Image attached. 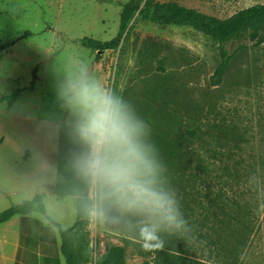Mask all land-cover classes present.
Masks as SVG:
<instances>
[{"label": "rangeland", "instance_id": "rangeland-1", "mask_svg": "<svg viewBox=\"0 0 264 264\" xmlns=\"http://www.w3.org/2000/svg\"><path fill=\"white\" fill-rule=\"evenodd\" d=\"M126 1L0 0V213L41 193L49 172L57 179L60 129H78L80 122L66 84L87 80L148 118L150 139L141 140H149L150 158L163 173L154 177L155 186L175 190L187 221L177 229L151 214L119 208L118 223L136 230L140 224L161 227L164 239L179 244L178 264H264V42L245 37L229 48L232 60L219 80L212 79L220 63L217 43L190 27L160 26L138 14L118 49L84 48L83 38L104 42L116 36ZM157 1L222 20L264 4ZM146 39L158 48L146 50ZM160 85L167 87L173 111L146 115L141 102ZM170 142L177 148L174 166L165 157ZM186 142L192 152L187 157ZM97 188L91 181L88 216L71 234L79 264H103L111 249L125 246L127 234L105 224ZM219 193L217 207L210 208L208 200ZM152 257L128 245L124 264Z\"/></svg>", "mask_w": 264, "mask_h": 264}, {"label": "trees", "instance_id": "trees-1", "mask_svg": "<svg viewBox=\"0 0 264 264\" xmlns=\"http://www.w3.org/2000/svg\"><path fill=\"white\" fill-rule=\"evenodd\" d=\"M134 14L140 15L142 18L148 19L160 26H187L193 30L202 33L209 37L213 42L217 43L220 63L216 67L212 79L219 80L228 65L232 60L231 49L238 44L245 37L256 43L264 42V4H256L248 8L242 9L228 19H219L214 16L201 13L195 9L187 8L179 5L176 2H160L157 0H127L121 9L119 15V24L117 34L114 38L108 41H99L89 38H83L81 45L84 48L91 50H113L118 49L126 41ZM143 46L146 50L154 51L159 44L153 39H146L143 41ZM241 47V46H240ZM114 96V95H113ZM167 87L160 85L149 91L141 102L144 106L146 115L153 116H168L169 110L173 111L170 106V98ZM146 123L148 118L143 119ZM220 128V126H219ZM196 132H189L191 137ZM200 137V136H199ZM145 140L144 138H142ZM60 145L58 152L57 163V179L54 192L57 195L72 196L76 198V220L74 225L67 230H60L61 236V252L66 264H79L76 262L75 251L72 247L71 234L75 228H80L84 223L88 212L91 208V200L88 198V190L90 188L91 180L86 177L80 169L79 162L84 155L89 151L87 144H85L78 134V129L72 127H61L60 129ZM149 140L145 141V147L149 149ZM190 144V139H189ZM189 144L186 142L183 148L185 157L188 153H192L189 149ZM170 150L165 157H169L170 164L174 166L177 159V148L174 143H169ZM188 149V152H187ZM215 156V152L211 150L206 151ZM155 177L158 179L163 175L159 167ZM194 175V174H192ZM194 177H196L194 175ZM101 210L104 215L106 226L112 227L114 230H123L126 237L123 238L125 246L111 249L105 262L103 264H124L125 247L131 245L135 250L145 248L150 255H153L150 262L144 264H178L177 245L176 241H169L161 236L159 226H146L140 224L138 230L134 226L122 227L118 223V216L120 214L119 207L115 205L104 193V190L97 185ZM221 193L215 198L210 197L208 200L209 207H215V200L220 197ZM37 198L30 201H23L19 205L13 206L10 209L0 213V222L5 221L8 217L13 215L18 210L37 206L43 211V207L37 202ZM217 207V206H216ZM221 208V207H220ZM154 233H159L160 238L157 239Z\"/></svg>", "mask_w": 264, "mask_h": 264}, {"label": "clouds", "instance_id": "clouds-1", "mask_svg": "<svg viewBox=\"0 0 264 264\" xmlns=\"http://www.w3.org/2000/svg\"><path fill=\"white\" fill-rule=\"evenodd\" d=\"M65 94L78 110V134L89 148L79 162L83 174L122 211L148 213L181 228L187 221L175 190L155 186L157 168L141 140L150 139V127L133 106L87 80L67 82Z\"/></svg>", "mask_w": 264, "mask_h": 264}, {"label": "crops", "instance_id": "crops-1", "mask_svg": "<svg viewBox=\"0 0 264 264\" xmlns=\"http://www.w3.org/2000/svg\"><path fill=\"white\" fill-rule=\"evenodd\" d=\"M47 175L41 193L30 199L37 198L43 211L31 206L0 222V264H66L60 230L74 225L76 198L57 195L53 191L55 177L51 179V172Z\"/></svg>", "mask_w": 264, "mask_h": 264}]
</instances>
